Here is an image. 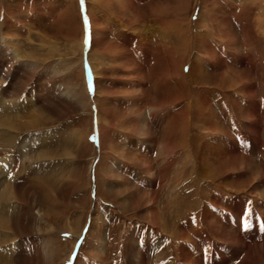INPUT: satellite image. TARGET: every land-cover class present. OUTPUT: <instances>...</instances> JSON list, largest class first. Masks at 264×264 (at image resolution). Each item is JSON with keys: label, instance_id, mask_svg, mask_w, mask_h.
<instances>
[{"label": "rangeland", "instance_id": "rangeland-1", "mask_svg": "<svg viewBox=\"0 0 264 264\" xmlns=\"http://www.w3.org/2000/svg\"><path fill=\"white\" fill-rule=\"evenodd\" d=\"M98 1L0 0V264H264V0Z\"/></svg>", "mask_w": 264, "mask_h": 264}, {"label": "bare ground", "instance_id": "bare-ground-1", "mask_svg": "<svg viewBox=\"0 0 264 264\" xmlns=\"http://www.w3.org/2000/svg\"><path fill=\"white\" fill-rule=\"evenodd\" d=\"M98 1V0H97ZM131 1H135V0H100V1H98L99 2V5H101V7L102 8H104L103 6H107L108 7V10H106L107 11V13L109 12V14L111 15V17L113 18L114 17V21L113 22H117L118 24H119V22L120 21H118L120 18H122L123 16L121 15V14H123V12H124V10H122V8H125V4H128V3H130ZM96 3V2H95ZM153 5H155L154 6V8L152 9V11L150 12L151 14H150V19L149 20H147V23L146 24H144V25H146V27L145 28H143V30L140 32V31H138V30H136V29H127V22H125L124 20V23H121V24H119L120 26H121V29H122V32L124 33V34H122V36H127V38L128 37H130V35H131V33H134V32H136V33H134L135 35H138V36H142L141 38H144V40L145 39H147L149 36H152V35H154V34H156V36L157 35H159V33L161 32L162 33V31H164V32H166V34L165 35H162V37L160 38V39H162V45H161V47H162V50H165L164 52H168V53H170V51L172 50V48H173V51H172V55H173V57H175V56H177V57H181L182 58V56L184 55V52H186V50H187V46L188 45H186V44H188V41L192 38V37H194L195 35L193 34V27H190V25H189V23L188 24H185V23H183L182 25L180 24H178L177 26L175 25L176 23H175V21L174 20H172V19H169V17H168V14H165L164 12H163V6H162V8H160V6H159V4L157 3V4H153ZM126 6H128V5H126ZM184 6V5H183ZM152 7V6H151ZM181 8H182V6H181ZM134 9V8H133ZM104 10V9H103ZM151 10V9H150ZM94 11H95V9H94ZM168 11V10H167ZM135 12V11H134ZM127 13V12H126ZM148 15V14H147ZM96 16V15H95ZM138 16V15H137ZM205 16H207V14H205ZM91 17V16H90ZM124 18V17H123ZM131 19V17H129V19L128 20H130ZM140 17H136V14H135V17L133 16V18H132V21L133 22H136V25H137V23H139L138 21H140ZM145 20H146V18H145ZM98 21H99V19L98 18H96V17H93V22L94 23H98ZM123 21H121V22H123ZM91 22V21H90ZM92 22V23H93ZM130 22H131V20H130ZM190 23H191V21H190ZM132 24V23H131ZM210 25V24H209ZM192 26V25H191ZM208 26V25H207ZM221 26V25H220ZM133 27V26H132ZM211 27V26H210ZM130 28V27H129ZM136 28V27H135ZM206 28H208V27H206ZM173 31V32H170V31ZM208 30V29H207ZM209 31V30H208ZM220 31V30H219ZM126 32H128V33H126ZM160 33V34H161ZM219 34H218V36H220L222 33L221 32H218ZM197 35V34H196ZM137 36V37H138ZM213 36V35H212ZM159 37V36H158ZM157 37V38H158ZM205 37V36H204ZM140 38V39H141ZM202 38H203V36H201L200 37V41L202 42ZM139 39V38H138ZM173 39H175V40H173ZM216 39V38H215ZM154 40V39H153ZM152 39H151V41H153ZM157 41V40H156ZM155 41V42H156ZM176 42V43H175ZM172 43V44H171ZM173 43H175L174 45H173ZM160 44H161V42H160ZM160 44H159V46H160ZM180 45V46H179ZM114 46V45H113ZM107 49H108V47H107ZM185 49V50H184ZM109 50V49H108ZM110 51V50H109ZM163 52V53H164ZM178 52V53H177ZM177 54V55H176ZM170 55L171 54H169V57H170ZM181 55V56H180ZM168 57V58H169ZM183 60V59H182ZM183 61H181V63H182ZM177 66V65H176ZM173 67V66H172ZM184 68V64L182 65V69ZM169 69V68H168ZM170 70V69H169ZM179 70V69H178ZM194 70V69H193ZM196 70V69H195ZM174 72V71H173ZM177 72V71H176ZM168 73V72H167ZM240 73V72H239ZM170 75V74H169ZM176 75V74H175ZM183 77H184V79H185V76H187V75H189L188 73H187V75L185 74V73H183L182 72V74H181ZM226 75H228V73L226 74ZM230 75V74H229ZM240 79H242V78H240ZM189 80V79H188ZM187 81V80H186ZM93 82H94V80H93ZM241 82V81H240ZM233 83V82H232ZM231 85V84H230ZM239 87V86H238ZM233 89V88H232ZM247 89H251V88H247ZM1 98V97H0ZM1 100V99H0ZM166 102V101H165ZM207 102L208 101H206L205 103H206V105H207ZM195 104L196 105H194L195 106V109H193L194 111H190V109H191V107H193L192 106V104L191 103H188V110H187V112H183V113H177V114H175V117H173V122L175 121V120H177L178 121V119L180 118H182V117H185V119H182L183 120V126L181 127V129L185 132V142L184 143H181V145H183L187 150H188V152H187V155H190V151H189V147H190V144L188 143V138L189 137H187V133H189L188 132V130H189V128H190V123H191V116H190V114L191 113H194V115L195 116H197V117H199V121L197 122V124H196V128L198 127V128H200V127H202L203 126V124H204V126H206V127H210V125L212 124V122H210V123H207V121L206 122H204L205 121V119L203 118V114H201V113H203V111H195L196 109H198L199 110V108H203V107H205V105L201 102V99H198V100H196V102H195ZM2 106V105H1ZM0 106V107H1ZM12 107V106H11ZM8 109V108H7ZM6 109V110H7ZM7 112V111H6ZM5 112V113H6ZM189 113V114H188ZM197 113H200V115L199 114H197ZM12 115V114H11ZM10 115V116H11ZM192 117H193V115H192ZM196 117V118H197ZM12 120V119H11ZM176 123V122H175ZM3 124H5V122H3ZM10 124V123H9ZM211 130L212 131H215L217 128L215 127L214 128V126L213 125H211ZM147 129V128H146ZM191 129V128H190ZM208 129V128H207ZM180 131V130H179ZM176 132V131H175ZM178 132V131H177ZM254 132V131H253ZM257 132V130L255 129V132L254 133H256ZM191 133V132H190ZM183 134V133H182ZM199 134V133H198ZM257 134V133H256ZM177 135V134H176ZM195 135V134H194ZM189 136V135H188ZM182 138H184V137H182ZM180 139V138H179ZM191 139V138H190ZM171 142V141H170ZM183 142V141H182ZM168 144V143H167ZM165 145V147L166 146H168V145ZM172 145V144H171ZM161 148V147H160ZM168 149H169V147H168ZM168 151V150H167ZM172 151V150H171ZM168 153H170V152H168ZM191 153H192V151H191ZM220 156V155H219ZM171 157V156H170ZM173 157V156H172ZM214 157V156H213ZM215 157H217V156H215ZM216 159H218V158H216ZM203 160V159H202ZM187 162V161H186ZM201 162V161H200ZM204 163V167L206 168V171H208V167H206V164H208L207 162H208V160H204L203 161ZM143 164V163H142ZM203 167V168H204ZM146 169H147V172H149V173H151L150 171V165H147V167H146ZM250 169H251V167H250ZM0 172H4V170L3 169H0ZM249 172V171H248ZM252 173V172H251ZM4 177V176H3ZM2 177V178H3ZM257 185V184H256ZM255 185V186H256ZM263 194V193H262ZM0 225L1 226H3V227H5V228H7V225H8V223L7 222H0ZM233 235V234H232ZM184 236H182V238H183ZM185 238H188V237H185ZM228 238V237H227ZM234 239V238H233ZM188 239H184L182 242H184V250H183V253H184V258H185V256H187L188 257V254L190 253L188 250V244H185V243H187L188 241H187ZM239 240H241V239H239ZM103 241V240H102ZM235 241V240H234ZM239 242V241H238ZM235 243L237 244V245H239L236 241H235ZM249 248V247H248ZM190 255V254H189ZM131 256V255H130ZM137 254H135V253H133L132 254V256H131V259H132V261L135 263V261L137 260ZM130 259V260H131ZM196 263V262H195ZM136 264V263H135ZM197 264V263H196Z\"/></svg>", "mask_w": 264, "mask_h": 264}, {"label": "crops", "instance_id": "crops-1", "mask_svg": "<svg viewBox=\"0 0 264 264\" xmlns=\"http://www.w3.org/2000/svg\"><path fill=\"white\" fill-rule=\"evenodd\" d=\"M187 228V224H186V226H185V229ZM187 230V229H186ZM190 249V248H189ZM211 252V251H210ZM212 253V254H211ZM210 253V256H208L207 255V257H206V259H208L207 260V264H210V258L212 257V260H214L215 258H216V256H215V254H213V251ZM219 253V252H218ZM180 255V254H179ZM181 255H182V253H181ZM180 255V256H181ZM179 257V256H178ZM200 257H201V259L199 260V261H202V264H204V256H201L200 255ZM195 258H197V256L195 257ZM184 258L181 256V260H183ZM183 262H184V264H189V263H187V261L185 262L184 260H183ZM190 264H192V263H190ZM198 264H200V263H198Z\"/></svg>", "mask_w": 264, "mask_h": 264}, {"label": "snow or ice", "instance_id": "snow-or-ice-1", "mask_svg": "<svg viewBox=\"0 0 264 264\" xmlns=\"http://www.w3.org/2000/svg\"><path fill=\"white\" fill-rule=\"evenodd\" d=\"M246 217H251V211L250 210H247L244 214ZM243 225L246 226L247 225V220H244L243 221Z\"/></svg>", "mask_w": 264, "mask_h": 264}]
</instances>
